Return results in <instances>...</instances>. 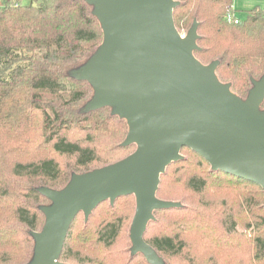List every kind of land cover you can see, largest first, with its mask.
Segmentation results:
<instances>
[{
    "label": "trees",
    "instance_id": "trees-1",
    "mask_svg": "<svg viewBox=\"0 0 264 264\" xmlns=\"http://www.w3.org/2000/svg\"><path fill=\"white\" fill-rule=\"evenodd\" d=\"M179 33L198 25L193 54L217 64L216 76L246 100L264 78V10L237 16L233 0H175ZM232 13L240 23H230ZM104 42L87 0H7L0 6V264H30L34 233L46 224L42 189L62 191L75 176L131 154L129 125L113 107L92 109L83 69ZM89 102V103H88ZM264 112V100L260 106ZM161 175L157 198L180 203L156 210L145 241L165 264H231L220 244H247L243 264H264V189L211 170L185 147ZM135 195L101 203L73 221L61 264H151L133 252ZM241 225L242 231L238 229Z\"/></svg>",
    "mask_w": 264,
    "mask_h": 264
},
{
    "label": "water",
    "instance_id": "water-1",
    "mask_svg": "<svg viewBox=\"0 0 264 264\" xmlns=\"http://www.w3.org/2000/svg\"><path fill=\"white\" fill-rule=\"evenodd\" d=\"M95 5L104 42L83 69L95 91L92 109L113 107L125 118L127 158L75 176L62 191L45 190L53 203L36 239V264H61L70 227L88 219L103 202L135 195L131 240L134 252L156 254L145 241L154 212L178 206L157 198L161 175L184 158L187 147L223 172L264 189V78L246 100L216 76L217 64L203 65L198 25L183 37L174 22L175 0H87Z\"/></svg>",
    "mask_w": 264,
    "mask_h": 264
},
{
    "label": "rangeland",
    "instance_id": "rangeland-1",
    "mask_svg": "<svg viewBox=\"0 0 264 264\" xmlns=\"http://www.w3.org/2000/svg\"><path fill=\"white\" fill-rule=\"evenodd\" d=\"M6 2H7V0H0V6L4 5ZM23 3L29 4V0H23ZM256 8H260V9L264 10V0H233V9L237 12V16L242 18V19H244L246 17L248 11L256 9ZM187 34H188L187 32L181 33V35L183 37H186ZM94 97H95V94H94L92 100L94 99ZM182 155L184 156L183 153H182ZM45 190L46 189H42L41 191H45ZM176 204L181 205L180 203H176ZM52 206H53V203H47L46 205H44L42 207H43L44 211H46L48 208H50ZM136 208H137V206H136ZM134 217H135V215H134ZM134 217H133V219H134ZM131 228H132V225H131ZM238 229L240 231H242L241 225L238 226ZM37 234L38 233H34L35 239H37ZM132 251L134 252V245L132 247ZM246 251H247V244H245V243L241 244L239 246H237L235 243H233L231 245L220 244L218 249H217L216 255H219L221 257V261L223 263L229 262L231 264H243L241 259L243 257V254ZM148 260L151 264H165L163 262V259L160 258L157 253L149 256ZM30 264H36L35 257Z\"/></svg>",
    "mask_w": 264,
    "mask_h": 264
},
{
    "label": "built area",
    "instance_id": "built-area-1",
    "mask_svg": "<svg viewBox=\"0 0 264 264\" xmlns=\"http://www.w3.org/2000/svg\"><path fill=\"white\" fill-rule=\"evenodd\" d=\"M227 20L232 23L234 22L235 24L240 23V19L238 17H236L234 14L230 13L227 17Z\"/></svg>",
    "mask_w": 264,
    "mask_h": 264
}]
</instances>
